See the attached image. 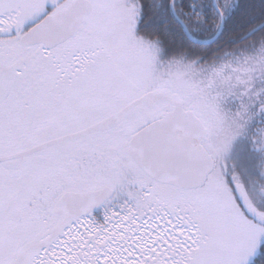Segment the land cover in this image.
<instances>
[{
    "label": "snow or ice",
    "instance_id": "1",
    "mask_svg": "<svg viewBox=\"0 0 264 264\" xmlns=\"http://www.w3.org/2000/svg\"><path fill=\"white\" fill-rule=\"evenodd\" d=\"M0 264H264V0H0Z\"/></svg>",
    "mask_w": 264,
    "mask_h": 264
}]
</instances>
